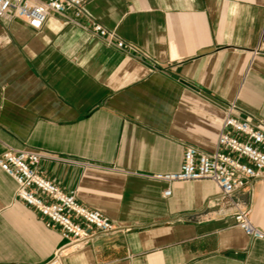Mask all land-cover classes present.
<instances>
[{
  "label": "crops",
  "instance_id": "obj_1",
  "mask_svg": "<svg viewBox=\"0 0 264 264\" xmlns=\"http://www.w3.org/2000/svg\"><path fill=\"white\" fill-rule=\"evenodd\" d=\"M73 15L40 29L0 19V155L56 156L43 174L123 227L62 264H264V238L219 212L214 181L155 177L179 170L188 145L213 151L231 102L264 123V0H90ZM16 188L0 167V264L41 263L64 238ZM235 196L264 229V178Z\"/></svg>",
  "mask_w": 264,
  "mask_h": 264
},
{
  "label": "built area",
  "instance_id": "obj_2",
  "mask_svg": "<svg viewBox=\"0 0 264 264\" xmlns=\"http://www.w3.org/2000/svg\"><path fill=\"white\" fill-rule=\"evenodd\" d=\"M90 0H0V19H21L33 29L43 27L50 13L74 15L71 21L84 14ZM91 33L106 44L122 50L132 45L125 42L115 30L91 20ZM237 105L231 102L225 115L216 146L213 151H203L194 145L184 150L181 167L177 171L159 173L156 178L172 183L197 179H210L221 190L215 200L219 212L231 214L235 224L252 238H264V229L250 217V209L244 207L235 193L254 179L264 178V123L249 116L237 114ZM44 158H57L43 151L32 149H5L0 155V167L17 184L16 195L33 206L48 226L57 225L64 238L52 255L37 264H62L64 257L83 249L97 233H113L123 227L99 210L89 209L77 201L75 193L65 192L39 168ZM172 189L167 187L164 195Z\"/></svg>",
  "mask_w": 264,
  "mask_h": 264
}]
</instances>
